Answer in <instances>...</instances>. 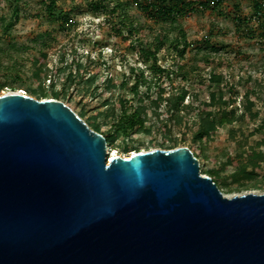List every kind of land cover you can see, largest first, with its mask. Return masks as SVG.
I'll return each mask as SVG.
<instances>
[{
	"label": "water",
	"instance_id": "95a60500",
	"mask_svg": "<svg viewBox=\"0 0 264 264\" xmlns=\"http://www.w3.org/2000/svg\"><path fill=\"white\" fill-rule=\"evenodd\" d=\"M0 264H264V193L225 196L187 147L109 157L65 103L9 92Z\"/></svg>",
	"mask_w": 264,
	"mask_h": 264
},
{
	"label": "rangeland",
	"instance_id": "374dc122",
	"mask_svg": "<svg viewBox=\"0 0 264 264\" xmlns=\"http://www.w3.org/2000/svg\"><path fill=\"white\" fill-rule=\"evenodd\" d=\"M88 1L90 0H57V13L62 17L56 18H51L45 13L42 0L19 1V18L10 37L6 38L0 28V48L4 51L0 82L6 85L5 89L0 91V96L9 92H20L37 99L32 93L37 87L31 78L35 70L33 59L37 58L40 52L46 54V63L50 70L62 64L69 65L76 59L73 58L75 53V57L82 62L87 72L93 73L99 69L100 76L112 77L117 86L126 79L129 81L128 87H131L133 77L130 69L141 68L145 71L147 80L152 82V86L161 85L167 92L186 87L204 99L211 88L223 89L226 97L236 98L234 108L238 110L241 109V96L250 78L249 86L256 90L255 110L259 112V117L245 124L236 123L232 127L219 129L212 139L202 144L203 155L198 161L201 175L207 176L212 170L219 172V178L215 176V182L225 196L263 194L264 162L251 180H246L240 172L245 163L246 152L250 148L264 153V30L260 28L261 22L253 18L254 8L251 0H224L220 7L199 10L181 18L180 24L191 45L183 59L176 55L171 45L166 44L161 48L156 56L157 68L166 72L160 75V78L155 77L150 69L153 66L152 61L141 62L139 56L129 50L128 41L111 34L113 22L107 25L103 23L102 15L95 16L88 10ZM122 1L128 3V18L136 26L144 27L142 39L152 42L163 30L170 38L175 37L169 26L153 23L133 7V0ZM13 3L12 0H0V25L2 18L10 17ZM235 17L248 20L249 24L239 25L234 20ZM123 35L126 36V31ZM205 41H209L215 49L211 46L205 47ZM115 50H118L116 56ZM120 54L125 58H119ZM13 64L16 65L12 66ZM177 65H183L186 71H191L188 79H184L180 71L175 72ZM210 72L222 76V81L211 85L212 87H209L208 83ZM52 77H55L54 73ZM103 80H98L97 84H102ZM201 84L204 87H201ZM48 86L49 81L46 80L45 91ZM61 86L62 81L58 79L57 90L61 89ZM104 86L102 84L97 95L93 96L85 92L83 84L78 85L69 90L70 102L65 104L89 126L91 117L105 110V102L115 106L117 116L120 114V98L126 100L128 106L136 104L129 89L116 88L107 91ZM146 90V87L142 86L141 94H145ZM155 92L156 90L152 89V98ZM58 101L63 102L62 99ZM187 102L186 100L185 103ZM145 114L146 130L150 129L151 135L134 131L128 135H120L116 141L107 144L109 153L128 158L133 153L171 149L174 144L172 141L162 143L165 135L177 141L176 148L190 149L191 133L195 128L193 113L183 114L181 124L165 116L163 108L156 113L161 115L159 118L149 108ZM161 122L167 124V127H163ZM97 123L101 128L100 134L110 133L112 122L105 123L103 119H99ZM192 152L194 154V151ZM246 172H251V167H248Z\"/></svg>",
	"mask_w": 264,
	"mask_h": 264
},
{
	"label": "trees",
	"instance_id": "16d2710c",
	"mask_svg": "<svg viewBox=\"0 0 264 264\" xmlns=\"http://www.w3.org/2000/svg\"><path fill=\"white\" fill-rule=\"evenodd\" d=\"M13 8L9 18H2L0 25L1 32L6 38H9L15 22L18 20L19 8L18 3L20 0H12ZM224 0H133L132 6L138 9L139 12L146 15V17L156 24H163L169 26L175 33L174 38H170L169 34L164 30L159 32L152 42H148L142 39L141 34L144 32V27L136 26L131 19L128 18L127 7L128 3L122 0H90L87 3L88 10L95 16L102 15L103 23L111 25V34L118 37H122L129 44V50L136 53L138 59L152 61L153 66L151 70L153 75L159 78L166 72L164 69L157 68V54L166 44L173 47L176 55L183 59L187 48L190 47V42L187 41L186 34L180 24V19L199 10L209 9L211 7L217 8L222 5ZM254 8L253 18L260 21V28L264 30V7L262 3L264 0H251ZM43 9L45 13L51 17H62L57 13V0H42ZM116 22H114L115 20ZM234 20L239 24L248 25V20H241L239 17H235ZM66 21V20H65ZM126 31V36L123 32ZM205 47L211 46L209 41H205ZM215 49V46H211ZM206 49V48H205ZM118 50H115V56L118 55ZM4 51L0 48V66L3 65L2 57ZM102 56L99 54V58ZM119 58L124 59L125 56L120 54ZM74 59L69 65L56 66L55 69L50 70L46 63V54L40 52L39 56L33 59V66L35 67L32 73V82L37 87L32 93L36 95L37 100H43L50 97L54 100H63V103L70 102L69 90L77 87L78 85L85 86V92L87 94L96 96L97 92L104 84L107 91H113L114 89H129L135 98L136 104L129 106L128 102L123 98L118 100V108L120 114H115V106H110L109 102L104 103L105 110L93 115L89 120L90 127L93 130L100 133L101 128L97 121L103 119L105 123L112 122L110 133L102 134L107 144L116 141L120 135H128L131 132L144 133L151 135L150 129L146 130L147 118L146 110L149 108L152 110L156 117L161 115L156 114L158 110L163 108V114L169 119H173L177 124H181L182 115L187 113L194 114V130L192 131V144L190 150L194 151V156L198 159L203 155L202 144L213 138V136L221 128L232 127L236 123L245 124L248 121H254L259 117V112L255 110L256 90L252 88L250 84L251 80L248 79L247 87L244 94L241 96V109L234 108L236 105V98L226 97L223 89H217L208 91L207 98L201 99L198 93L191 92V88L181 87L175 88L171 92H167L161 85L156 87V84L152 86V82H149L145 77V71L141 68H132L130 73L133 77V83L131 87H128L129 81L124 79L119 86L112 79V77L103 78L100 76L99 69H96L93 73L87 72L80 60H77L75 53ZM91 62V59H89ZM13 64L12 66H15ZM38 67V68H37ZM184 79L189 78L191 71H186L185 66L177 65L178 73ZM55 77H52V74ZM161 75V76H160ZM62 81L61 89L57 90V81ZM103 80L102 84H97L98 80ZM49 81V86L45 91L44 83ZM222 81V76L216 75L213 72L209 74V87L211 85L218 84ZM146 87L145 94H141L140 88ZM204 87L203 84L200 85ZM6 85L0 82V91L4 90ZM155 89V96L152 98L151 92ZM234 89V87H232ZM16 91V90H12ZM188 101L185 103V101ZM147 103V105H146ZM170 119V120H171ZM163 127H167V124H163ZM166 141H172L173 148H176V140L169 138L167 135L163 137L162 143ZM245 155V163H243L240 172L243 173V177L246 180L253 179L256 174V170L260 169V165L264 162V153L257 152L254 148H250ZM230 163V162H229ZM251 167V172H246V169ZM213 182H215V176L219 178V172L209 171L207 174ZM259 187V186H258Z\"/></svg>",
	"mask_w": 264,
	"mask_h": 264
},
{
	"label": "bare ground",
	"instance_id": "6f19581e",
	"mask_svg": "<svg viewBox=\"0 0 264 264\" xmlns=\"http://www.w3.org/2000/svg\"><path fill=\"white\" fill-rule=\"evenodd\" d=\"M109 153V152H108ZM117 156L115 153H109V157H115ZM110 160V159H109Z\"/></svg>",
	"mask_w": 264,
	"mask_h": 264
},
{
	"label": "built area",
	"instance_id": "2783aa9c",
	"mask_svg": "<svg viewBox=\"0 0 264 264\" xmlns=\"http://www.w3.org/2000/svg\"><path fill=\"white\" fill-rule=\"evenodd\" d=\"M262 6L264 7V2L262 3ZM24 94V93H23Z\"/></svg>",
	"mask_w": 264,
	"mask_h": 264
}]
</instances>
